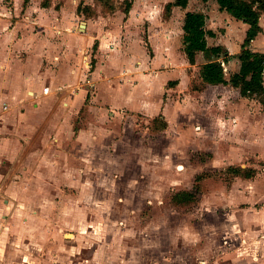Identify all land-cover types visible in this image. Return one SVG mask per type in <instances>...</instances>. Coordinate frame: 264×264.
Returning a JSON list of instances; mask_svg holds the SVG:
<instances>
[{
	"label": "crops",
	"instance_id": "0c3cea01",
	"mask_svg": "<svg viewBox=\"0 0 264 264\" xmlns=\"http://www.w3.org/2000/svg\"><path fill=\"white\" fill-rule=\"evenodd\" d=\"M145 1L135 0L121 13L86 15L79 6L89 4L93 10L95 0H0V263L13 239L26 230L28 208L18 203L28 194L26 180L42 178L34 175L42 172L38 168L33 175L28 171L29 143H51V149L67 143L72 156L77 151L84 155L91 143H103L96 124L109 113L122 125L121 137L113 143H125L126 125L133 118L159 116L164 131L176 130L179 137L205 131L216 135L227 123L241 139L248 140L249 134L260 142L233 143L241 150L238 161L245 152L264 156V103L230 83L203 80L201 68L209 57L200 50L191 62L184 50L183 21L191 9L176 5L173 14L160 19L143 8ZM204 13L206 27L214 33L206 36L208 47L228 51L227 60L222 53L218 59L229 80L240 70L249 25L220 8ZM142 21L144 29L138 24ZM259 23L261 30L247 46L262 52L264 16ZM262 77L264 83V72ZM32 156L39 163L36 152ZM53 157L58 164V155ZM64 178L74 179L69 173ZM254 195L255 200L264 198V187ZM249 202L227 212V252L217 264H264V202ZM22 212L20 220L12 219Z\"/></svg>",
	"mask_w": 264,
	"mask_h": 264
},
{
	"label": "rangeland",
	"instance_id": "374dc122",
	"mask_svg": "<svg viewBox=\"0 0 264 264\" xmlns=\"http://www.w3.org/2000/svg\"><path fill=\"white\" fill-rule=\"evenodd\" d=\"M134 1L95 0L93 10L89 4H81L79 10L86 15L121 13ZM173 1L147 0L142 6L161 19L173 14ZM247 1H256L264 16V0ZM216 3L188 0L186 7L218 11ZM181 11H175L178 20ZM138 24L144 29L143 21ZM76 27L81 28L79 22ZM104 115L96 124L103 143H91L84 155L76 150L72 156L67 143L53 149L51 143H29L28 171L33 175L38 168L42 172L34 175L42 178L26 180L28 194L18 201L28 208L26 230L13 239L0 264H217V258L224 262L227 212L234 205L264 202L254 195L264 187V156L245 152L238 161L241 150L232 145L260 142L249 134L248 140L241 139L227 123L216 135L205 131L179 137L176 130L164 131L163 118L139 115L126 125L125 143H113L121 137L122 125L112 114ZM150 139L155 142H138ZM56 155L58 164L52 159ZM82 157L86 163H81ZM231 167L256 172L249 181ZM66 173L74 179H62ZM183 190L194 197L175 196ZM17 214L12 217L16 222L24 213Z\"/></svg>",
	"mask_w": 264,
	"mask_h": 264
},
{
	"label": "trees",
	"instance_id": "16d2710c",
	"mask_svg": "<svg viewBox=\"0 0 264 264\" xmlns=\"http://www.w3.org/2000/svg\"><path fill=\"white\" fill-rule=\"evenodd\" d=\"M220 9L226 10L232 16L248 23L246 38L243 43V50L240 54V70L231 75L228 80L225 77L224 67L218 59L221 53L225 60L228 59V51H222L221 46L208 47L206 36L214 35L213 31L206 28V15L203 11H187L184 16V44L185 52L191 62H194L197 51H204L209 56V61L201 68V76L207 83H230L239 87L242 95H257L264 103V83L262 74L264 72V51H252L247 45L261 30L259 23L260 9L255 6L256 1L247 0H217ZM173 4L186 7L188 0H174ZM129 9V8H128ZM127 11V10H126ZM237 175L245 177L254 176V168L231 167ZM243 172V173H242ZM242 173V174H241ZM186 195L187 198L194 197L189 190L178 192L175 196ZM178 201V200H177Z\"/></svg>",
	"mask_w": 264,
	"mask_h": 264
}]
</instances>
